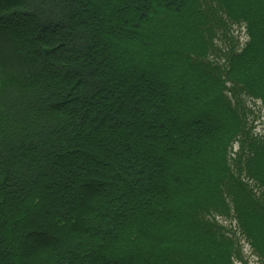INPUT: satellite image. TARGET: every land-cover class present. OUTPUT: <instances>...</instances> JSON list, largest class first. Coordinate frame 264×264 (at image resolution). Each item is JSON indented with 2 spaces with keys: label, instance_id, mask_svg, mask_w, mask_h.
<instances>
[{
  "label": "trees",
  "instance_id": "trees-1",
  "mask_svg": "<svg viewBox=\"0 0 264 264\" xmlns=\"http://www.w3.org/2000/svg\"><path fill=\"white\" fill-rule=\"evenodd\" d=\"M247 97L264 108V0H0V264L239 260L211 215L264 264Z\"/></svg>",
  "mask_w": 264,
  "mask_h": 264
},
{
  "label": "rangeland",
  "instance_id": "rangeland-1",
  "mask_svg": "<svg viewBox=\"0 0 264 264\" xmlns=\"http://www.w3.org/2000/svg\"><path fill=\"white\" fill-rule=\"evenodd\" d=\"M244 24H234L228 26V30L225 35L220 36L214 40L216 49L221 50V53L215 54L211 61L219 63V66L224 65L225 55L227 52H239L243 46L247 43L248 37L245 33ZM248 98V97H247ZM249 104L248 114L246 122L248 123V133L250 137L258 140L264 139V108L260 103V100L246 99V104ZM252 135V136H251ZM238 138V137H237ZM237 138L232 142L227 150L228 162L232 165V162L237 159L239 153V141ZM260 191L256 193L258 196ZM210 219L214 221L218 226L224 228V232L228 234L235 242L236 248L239 250L240 259H234L231 264H260L258 254L253 250L248 241L242 234L236 220L234 218H225L218 215H211Z\"/></svg>",
  "mask_w": 264,
  "mask_h": 264
}]
</instances>
